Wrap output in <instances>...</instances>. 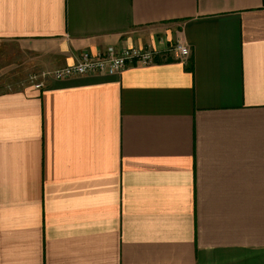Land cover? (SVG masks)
<instances>
[{"label":"crops","instance_id":"0c3cea01","mask_svg":"<svg viewBox=\"0 0 264 264\" xmlns=\"http://www.w3.org/2000/svg\"><path fill=\"white\" fill-rule=\"evenodd\" d=\"M0 42V264H264V0H0ZM108 46L156 61L24 76Z\"/></svg>","mask_w":264,"mask_h":264},{"label":"built area","instance_id":"2783aa9c","mask_svg":"<svg viewBox=\"0 0 264 264\" xmlns=\"http://www.w3.org/2000/svg\"><path fill=\"white\" fill-rule=\"evenodd\" d=\"M173 50L180 56H187L189 50L181 42L173 44ZM157 52L148 47L129 46L117 48L108 46L104 50L94 54L83 52L77 60L69 65L56 68L52 71L41 72L31 75V80L36 78L67 79L87 75H112L120 72L131 65H150L156 61ZM44 82L41 80L35 83L40 88Z\"/></svg>","mask_w":264,"mask_h":264},{"label":"rangeland","instance_id":"374dc122","mask_svg":"<svg viewBox=\"0 0 264 264\" xmlns=\"http://www.w3.org/2000/svg\"><path fill=\"white\" fill-rule=\"evenodd\" d=\"M17 48L12 43L0 42V83L4 84L1 88L9 89L15 87L24 78L21 66H18L16 59L13 58ZM24 76L28 78L31 74L27 73Z\"/></svg>","mask_w":264,"mask_h":264}]
</instances>
